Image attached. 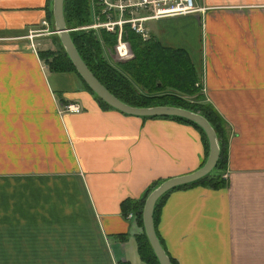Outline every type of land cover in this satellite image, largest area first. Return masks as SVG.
<instances>
[{
  "label": "crops",
  "instance_id": "1",
  "mask_svg": "<svg viewBox=\"0 0 264 264\" xmlns=\"http://www.w3.org/2000/svg\"><path fill=\"white\" fill-rule=\"evenodd\" d=\"M193 1L202 11L144 27L186 53L224 121L227 186L171 191L155 233L175 264H229V254L264 264L254 220L264 221V194L253 193L264 186V0ZM50 4L0 0V264H143L142 227L120 205L152 181L193 171L201 141L171 120L102 110L75 75L48 72L37 56L43 35L27 36L42 22L53 30Z\"/></svg>",
  "mask_w": 264,
  "mask_h": 264
},
{
  "label": "trees",
  "instance_id": "2",
  "mask_svg": "<svg viewBox=\"0 0 264 264\" xmlns=\"http://www.w3.org/2000/svg\"><path fill=\"white\" fill-rule=\"evenodd\" d=\"M62 16L64 25L69 30L71 43L79 58L99 84L117 100L128 106L138 108L171 106L184 109L199 114L212 128L219 147V157L215 168L197 182L176 188L173 191L185 190L195 186L212 190L225 188L227 180L222 176L227 165V128L217 112L205 101L199 86L195 85L197 71L186 53L180 49H167L151 37L142 40L138 35L123 27L121 40L127 44L132 57L125 62L112 64L106 58L107 55H104L103 48L111 49L115 45V32L73 30L90 23L87 0H62ZM48 18L50 19V10L48 11ZM48 36L53 49H41L37 52L38 58L47 68V71L56 74L72 73L80 82L83 90L95 99L89 88L76 74L59 46L56 36ZM98 107L102 110H112L102 102H99ZM168 119L187 125L198 134L203 148V158L194 169L196 170L203 164L207 153V143L202 131L193 123L182 119L172 117ZM161 181H152L137 200L125 199L122 201L121 212L131 211L134 213L137 223L141 226L140 212L143 200ZM170 192L164 194L154 205L152 214L154 232L159 209ZM135 244L138 257L143 264H158L143 233L135 238ZM170 263L175 264L172 259H170Z\"/></svg>",
  "mask_w": 264,
  "mask_h": 264
},
{
  "label": "water",
  "instance_id": "3",
  "mask_svg": "<svg viewBox=\"0 0 264 264\" xmlns=\"http://www.w3.org/2000/svg\"><path fill=\"white\" fill-rule=\"evenodd\" d=\"M50 21L53 30L49 35L56 36L59 46L62 48L76 74L95 96L94 100L97 105L99 102H102L121 115L136 117L139 119L170 117L182 119L196 125L204 135L207 143V153L203 164L196 170L189 173L163 179L146 195L143 200L140 212L142 233L157 263L171 264L169 257L165 254L154 232L152 220L154 205L164 194L173 191L176 188L184 187L197 182L201 178L208 175L215 168L219 157V147L215 133L207 121L197 113L171 106H152L142 108L131 107L117 100L99 84L75 51L69 37V30L66 29L64 25L62 16V0H51Z\"/></svg>",
  "mask_w": 264,
  "mask_h": 264
},
{
  "label": "built area",
  "instance_id": "4",
  "mask_svg": "<svg viewBox=\"0 0 264 264\" xmlns=\"http://www.w3.org/2000/svg\"><path fill=\"white\" fill-rule=\"evenodd\" d=\"M87 5L92 13L93 21L73 30L115 32L116 43L112 50L118 61L127 58L128 49L125 47L126 43L121 40L123 27L145 40L148 38L144 27L147 22L187 16L202 11L195 7L193 0H87ZM40 28L42 30L28 32L27 37L31 39L35 36L50 34L45 22L41 23ZM63 110L66 113L80 112L79 107L74 104L64 105ZM131 217L132 215L128 214L127 218Z\"/></svg>",
  "mask_w": 264,
  "mask_h": 264
},
{
  "label": "rangeland",
  "instance_id": "5",
  "mask_svg": "<svg viewBox=\"0 0 264 264\" xmlns=\"http://www.w3.org/2000/svg\"><path fill=\"white\" fill-rule=\"evenodd\" d=\"M40 28V27H39ZM35 30H42L41 28L40 29H35ZM41 34H43V33H41ZM48 36V35H47ZM47 36H40L39 38H38V40H39V49H46L47 48V46L49 45H52V42H51V40L49 39L48 40V38H47ZM115 42H116V40H115ZM115 45H113V47H114ZM112 47V48H113ZM125 47H127V49H128V51L126 52V54H127V58L125 59V60H128V58L129 57H131V51H130V49L128 48V46H127V44H125ZM112 48L110 49V48H106V47H104L103 48V51L105 52L104 53V55L106 54L107 55V57L106 58H108V61H110L112 64H114V63H117V62H120V61H118V58L116 57V55H115V53H114V50H112ZM124 60V61H125ZM56 83H58V84H63V79L60 77V78H58L57 80H56ZM52 87V86H51ZM53 88V87H52ZM186 99H189V98H186ZM190 100V99H189ZM163 119H167V120H169L168 118H163ZM174 122V121H173ZM175 123H177V122H175ZM178 124H180V123H178ZM181 125H184V124H181ZM187 126V125H186ZM191 141H193V139H192V137L191 136H187ZM225 180H227V172H226V170L224 171V174H223V176H222ZM253 193L254 194H264V186H259L258 188H256L254 191H253ZM249 194H251V191H250V193ZM251 216L253 217V215L251 214ZM254 219V218H253ZM255 220V223H256V228H259V229H261L260 230V233L261 234H264V232H263V230H264V227H262V224L264 223V221L262 220V219H254ZM260 243H262V242H260ZM262 244H264V242L262 243ZM230 256H231V258H230V260H228L229 261V264H243V263H239V262H237L236 261V259L234 258V257H232V255L231 254H229Z\"/></svg>",
  "mask_w": 264,
  "mask_h": 264
}]
</instances>
